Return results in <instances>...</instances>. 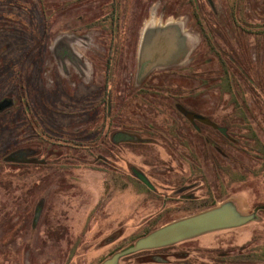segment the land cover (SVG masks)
Segmentation results:
<instances>
[{
  "label": "rangeland",
  "instance_id": "rangeland-1",
  "mask_svg": "<svg viewBox=\"0 0 264 264\" xmlns=\"http://www.w3.org/2000/svg\"><path fill=\"white\" fill-rule=\"evenodd\" d=\"M172 29L182 60L148 68ZM225 202L254 218L118 264H264V0H0V264H100Z\"/></svg>",
  "mask_w": 264,
  "mask_h": 264
},
{
  "label": "water",
  "instance_id": "water-1",
  "mask_svg": "<svg viewBox=\"0 0 264 264\" xmlns=\"http://www.w3.org/2000/svg\"><path fill=\"white\" fill-rule=\"evenodd\" d=\"M6 105L4 102L1 107ZM258 208L264 209V206H259L256 209ZM253 218V213L243 215L231 202H225L158 227L138 238L133 244L115 252L100 264H118L123 256L142 250L166 247L208 232L238 227L248 223Z\"/></svg>",
  "mask_w": 264,
  "mask_h": 264
},
{
  "label": "flooded vegetation",
  "instance_id": "flooded-vegetation-1",
  "mask_svg": "<svg viewBox=\"0 0 264 264\" xmlns=\"http://www.w3.org/2000/svg\"><path fill=\"white\" fill-rule=\"evenodd\" d=\"M113 4L115 6H117V10H118V3L116 1H112V11H113ZM114 6V7H115ZM117 10H115L114 16H111V22L113 23L112 25V40L113 38H115V34L118 31L117 28ZM148 30L145 31V33H143L140 36V40H139V48L142 42V38H143V42L144 44V50L146 51V55L147 56H151L150 59V63L151 65L148 66V68L151 69H167V68H172L174 67L176 64H178L182 58H183V54H180L179 51H181V40L180 38L174 34V30L172 29L171 31H165V30H160V31H150L149 34L147 33ZM110 41L109 43V51L106 57V61H105V83H104V95L102 97L103 100H106L105 97H107L109 95V90L107 89L108 87V82L111 80V76H112V60H113V41ZM186 45L185 43L183 44V46ZM183 50V47H182ZM177 52V54H176ZM161 67H158V66ZM158 67V68H157ZM23 101H24V105L25 107H28V100L25 99L24 100V96L22 93H20ZM25 95L27 96V93H25ZM29 116V115H28ZM41 115L40 114H34L33 117L29 116V123H30V128H31V132H32V136L35 137L37 139V136L39 137V141L44 142V140L47 139V134L45 133V131H43V127H41V123H40V118ZM198 119H200L201 121H206L205 118L198 116ZM198 127H196L197 129ZM222 131V129H221ZM223 132V131H222ZM39 151V147L34 146H29L26 147L23 151L19 150L13 153H10L7 155L6 159L7 161H26L28 160L29 162L32 163H41V159H37L36 155L38 154ZM27 154L29 155L27 158ZM31 160V161H30ZM154 230V229H153ZM152 231V230H151ZM170 246V245H169ZM163 248V247H161ZM159 249V248H156ZM150 250H154V249H150ZM144 251V250H142ZM139 252V251H138Z\"/></svg>",
  "mask_w": 264,
  "mask_h": 264
},
{
  "label": "trees",
  "instance_id": "trees-1",
  "mask_svg": "<svg viewBox=\"0 0 264 264\" xmlns=\"http://www.w3.org/2000/svg\"><path fill=\"white\" fill-rule=\"evenodd\" d=\"M113 4V11L111 12V16H114L115 10H117V6H115ZM192 16L195 20V23L198 26L199 31L201 32L202 36L205 39V42L207 43V45L210 47V49L215 51V44L212 41V37L210 34V31L205 27L204 23L202 22V18L200 17V14L197 10V8L195 7L194 4H192ZM150 231L146 232L145 234L149 233Z\"/></svg>",
  "mask_w": 264,
  "mask_h": 264
}]
</instances>
